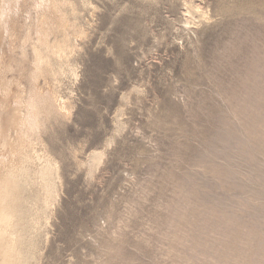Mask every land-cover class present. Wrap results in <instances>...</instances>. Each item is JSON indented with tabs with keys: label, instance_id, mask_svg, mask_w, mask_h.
<instances>
[{
	"label": "rangeland",
	"instance_id": "1",
	"mask_svg": "<svg viewBox=\"0 0 264 264\" xmlns=\"http://www.w3.org/2000/svg\"><path fill=\"white\" fill-rule=\"evenodd\" d=\"M9 1L1 174L41 12ZM63 1L73 51L39 80L63 110L41 117L20 184L28 264H264V0Z\"/></svg>",
	"mask_w": 264,
	"mask_h": 264
},
{
	"label": "bare ground",
	"instance_id": "2",
	"mask_svg": "<svg viewBox=\"0 0 264 264\" xmlns=\"http://www.w3.org/2000/svg\"><path fill=\"white\" fill-rule=\"evenodd\" d=\"M9 1V0H7ZM6 0H3L4 3H10L7 2ZM18 1V0H17ZM39 1V0H38ZM2 1H0L1 3ZM2 2V4H3ZM63 3H66L63 0H41L40 1V5H38L41 12L42 16L36 17L37 21L35 23V32L37 33V42L32 44V51H28L27 52H32L31 55H33L34 60L32 61V66H33V71L32 73H30V76L28 77L31 81V85H28V94L24 99H21L20 97V101L17 102V106L19 108L18 112H21L23 107L25 106V115L22 114H18L16 116L17 117V122H16V126L18 128L19 132V144L17 143V146L14 147L10 154L11 157L10 159H5L2 164L4 165L3 168L4 172L3 174V178H0V264H28V262L25 260V246L23 242V236L21 235V228H23V226L21 227L20 225L24 224V223H20L21 220L23 221V219L20 220L21 215L20 213L22 212L21 205L20 202L22 199H20V184L22 185V183L24 184V181H27V179L30 176V170L33 169L32 166L30 165L31 162L33 163L35 160H40L42 159V157H37L35 156L36 153H34L35 151L32 152L33 149V144H34V140H33V135L36 136V133H38V129L40 128V123L41 122V117L43 116V114L45 113L47 115V119H48V115H50L49 113L52 112H57L59 110H61L63 107H61L59 110H57V106L56 103L58 102V97L56 99V95L55 93H51L48 91H44L42 90V88L39 86V80L43 79V77L45 78L47 74H49L48 72H54V63L55 61H59V62H64L69 55L71 54V52L73 51L72 48V38L75 36H72L73 31H71L73 29L72 25L70 26L67 21H69V19L67 17H63L61 15V11H60V7ZM7 4L5 5H0V20L5 19V17L8 18L9 14H10V10L12 6H8ZM37 4V2H36ZM49 4V5H48ZM12 5V4H11ZM44 7H48L47 9H51L52 12L54 13L55 17H48L47 12L50 11L48 10L46 11H42L41 9H44ZM36 7V6H35ZM37 8V7H36ZM13 11V10H12ZM15 11V10H14ZM199 11V10H198ZM35 12V11H34ZM70 12V11H69ZM32 14V13H31ZM37 15V14H36ZM11 16V14H10ZM12 17V16H11ZM29 18V17H28ZM31 18V17H30ZM27 19V17H26ZM67 19V21H66ZM7 20V19H6ZM34 20V19H32ZM5 21V20H3ZM8 21V20H7ZM5 21V23L7 22ZM71 22V21H70ZM1 24V22H0ZM27 24V23H26ZM25 24V25H26ZM30 24V23H29ZM28 24V25H29ZM72 24V23H71ZM3 26V23L1 24ZM0 25V26H1ZM10 26V24H9ZM4 27V26H3ZM34 27V26H33ZM72 28V29H71ZM10 29V28H8ZM12 29V28H11ZM30 29V28H29ZM4 30V29H3ZM55 30L56 34L60 36V39H55L52 41V38L50 39L51 36V32ZM1 31V30H0ZM34 31V30H31ZM3 32V31H2ZM8 32V31H6ZM30 33V31H28ZM27 32V33H28ZM76 32V31H75ZM73 32V33H75ZM10 33V32H9ZM8 33V34H9ZM28 33V34H29ZM32 33V32H31ZM55 33V32H54ZM1 34V33H0ZM77 34V33H76ZM26 38L29 37V35H25ZM33 36V35H32ZM35 37V36H34ZM25 38V44L28 43L31 38L26 39ZM57 38V37H56ZM8 40V39H7ZM34 40V39H33ZM32 41V40H31ZM3 42V41H2ZM5 42V41H4ZM4 44V43H3ZM23 44V43H22ZM29 45V44H28ZM75 45V43H74ZM1 47V46H0ZM20 47V46H19ZM28 47V46H27ZM75 47V46H74ZM1 49V48H0ZM2 50V49H1ZM26 50V48H25ZM76 50V49H75ZM71 57V56H70ZM1 61V60H0ZM68 62V61H67ZM31 63V62H30ZM56 64V63H55ZM67 64V63H66ZM64 65V64H63ZM58 66V65H57ZM69 67V66H68ZM27 68V67H26ZM57 68V67H56ZM60 69V68H59ZM62 69V68H61ZM68 69V68H66ZM57 70V69H56ZM60 71V70H59ZM63 71V70H61ZM70 71V70H68ZM31 72V71H30ZM65 72V71H64ZM59 73V72H57ZM61 73V72H60ZM66 73V72H65ZM53 74V73H52ZM54 74H56L54 72ZM64 74V73H61ZM60 75V74H59ZM26 76V74H25ZM59 77V76H58ZM27 78V79H28ZM49 78V77H48ZM28 79V80H29ZM51 79V78H50ZM57 78H54V80ZM58 80V79H57ZM29 81V82H30ZM48 81V79H47ZM61 81V80H60ZM19 82V81H18ZM28 82V83H29ZM44 82V81H43ZM57 82V81H56ZM55 82V83H56ZM48 83V82H46ZM49 83H51V80H49ZM53 83V81H52ZM51 83V84H52ZM17 84V83H16ZM19 84V83H18ZM21 84V82H20ZM42 84V83H41ZM9 85V84H8ZM13 85V84H12ZM45 85V84H44ZM19 86V85H18ZM30 86V88H29ZM49 86V84H48ZM47 88V86H45ZM52 87V85H51ZM54 87V86H53ZM8 88V87H7ZM27 88V87H26ZM24 90V87H23ZM49 90L52 91V88H49ZM56 90V89H55ZM10 91V90H9ZM8 91V92H9ZM54 91V90H53ZM7 92V93H8ZM11 92V91H10ZM9 92V93H10ZM21 92V91H20ZM22 93H24V91H22ZM19 95V94H18ZM23 95L20 93V96ZM25 95V93H24ZM17 101V100H16ZM15 101V102H16ZM65 102V101H64ZM65 104V103H64ZM61 105V104H60ZM16 106V107H17ZM64 106V105H63ZM15 107V108H16ZM57 110V111H56ZM63 110V109H62ZM15 111V110H14ZM65 111V110H64ZM60 112V111H59ZM23 113V112H21ZM53 114V113H52ZM62 114V113H61ZM46 117V116H45ZM44 117V120L46 119ZM50 117V116H49ZM12 118V117H11ZM46 119V120H47ZM52 119V118H51ZM14 120V119H12ZM43 120V119H42ZM15 121V120H14ZM13 123V122H12ZM43 123H45L43 121ZM42 123V124H43ZM14 124V123H13ZM12 126V124H10ZM9 125V126H10ZM14 125V126H15ZM3 126V125H2ZM10 127L13 129L15 128ZM2 129V128H1ZM41 130V129H40ZM1 131V130H0ZM5 130L3 129V131H1L2 133ZM42 132V131H41ZM39 131V133H41ZM5 133V132H4ZM3 133V134H4ZM9 134V133H8ZM5 135V134H4ZM38 135V134H37ZM1 136V135H0ZM14 135H12L13 137ZM4 138V136H2ZM7 137V136H6ZM11 137V136H10ZM7 138V139H10ZM39 137V136H38ZM41 137V136H40ZM37 138V136H36ZM1 139V138H0ZM16 139V138H15ZM39 139V138H38ZM5 140V139H4ZM14 140V139H13ZM41 140V138H40ZM1 141V140H0ZM3 141V140H2ZM6 141V140H5ZM11 141V140H10ZM17 141V139H16ZM13 142V141H12ZM2 144V143H1ZM7 144V142H6ZM16 144V143H14ZM38 144V143H37ZM4 145V144H3ZM8 145V144H7ZM10 145V144H9ZM8 145V146H9ZM13 145V144H12ZM11 146V145H10ZM14 146V145H13ZM36 146V145H35ZM4 147V146H3ZM1 148V146H0ZM6 148V147H5ZM36 150V147L34 148ZM3 151V150H2ZM6 151V150H5ZM10 151V150H9ZM37 152V151H36ZM6 153V152H5ZM33 153V154H32ZM1 154V153H0ZM3 155V153H2ZM6 155V154H5ZM43 155V154H42ZM47 155V154H46ZM21 156V160L20 162L16 163V160L18 159V157ZM41 156V154H40ZM3 157V156H2ZM1 157V158H2ZM25 158V159H24ZM50 159V158H49ZM2 161V159H0ZM18 161V160H17ZM37 162V161H36ZM41 162V160H40ZM46 163V169H43L44 171H42L41 175L43 176V178L45 180H47L48 178H51L52 174H53V169L51 168L52 165L49 162V160L45 161ZM1 163V162H0ZM39 163V162H38ZM54 163V162H53ZM44 164V161H43ZM42 165V164H41ZM29 166H31L29 168ZM43 167V166H41ZM2 168V169H3ZM36 168V166H35ZM55 168V166H54ZM56 169V168H55ZM33 171V170H32ZM40 171V170H39ZM39 173V172H38ZM37 174V173H36ZM57 174V173H56ZM40 175V174H39ZM55 175V173H54ZM41 176V177H42ZM39 177V176H38ZM34 178V177H33ZM42 178V180H43ZM53 178V177H52ZM25 179V180H24ZM38 179V178H37ZM40 179V178H39ZM55 179V177L53 178V180ZM32 180V179H31ZM35 180V179H34ZM38 181V180H37ZM40 181V180H39ZM51 181V180H50ZM49 181V182H50ZM30 182V181H29ZM35 182V181H34ZM47 182V183H49ZM52 182V181H51ZM33 183V180H32ZM39 183V182H38ZM55 183V182H53ZM42 184V183H41ZM46 184V181H45ZM44 185V184H43ZM47 185V184H46ZM53 185V184H52ZM51 186V185H49ZM48 186V187H49ZM25 187V186H24ZM23 188V187H22ZM51 188V187H50ZM53 188V187H52ZM46 189V186H45ZM22 190V189H21ZM50 190V189H49ZM53 190V189H52ZM23 191V190H22ZM55 191V190H54ZM25 192V191H24ZM44 192V191H43ZM50 193V191H47V193ZM52 192V191H51ZM22 193V192H21ZM46 193V191H45ZM48 193V194H49ZM53 193V192H52ZM23 194V193H22ZM24 201V200H23ZM22 203V202H21ZM25 204V203H24ZM23 204V206H24ZM25 210V208H24ZM24 214V213H22ZM24 222V221H23ZM21 227V228H20ZM24 234V233H23ZM25 240V238H24Z\"/></svg>",
	"mask_w": 264,
	"mask_h": 264
}]
</instances>
